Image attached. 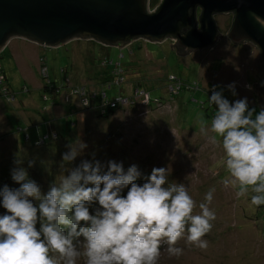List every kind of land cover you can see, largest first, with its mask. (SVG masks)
<instances>
[{"label": "rangeland", "instance_id": "1", "mask_svg": "<svg viewBox=\"0 0 264 264\" xmlns=\"http://www.w3.org/2000/svg\"><path fill=\"white\" fill-rule=\"evenodd\" d=\"M158 2L159 0H148V10L151 11ZM197 14L199 11H196ZM213 19L220 35L216 43L208 49L191 52L183 57L177 56L169 48L168 41L146 43L139 39L124 48H109V57L113 62L118 53H121V65L133 68L131 72L137 69L139 76H143L141 82L145 90L136 93L134 97H127V102L121 100L118 106L123 110H116L107 118L96 117L91 111L85 112L84 101L78 96L75 98L61 94L56 106L41 101L39 97L38 62L41 55L45 56L48 67L57 69L68 67L71 50L75 70L82 67L92 69L88 61L90 56H87L90 46L85 41H69L55 47L56 50H43L36 44L10 39L0 50V68L7 84L15 93L12 103H6L0 95V107L6 106L3 112L0 109V189L4 186L19 188L11 187V182L2 183L4 177L12 178L13 170L18 167L27 171L28 178L39 185L42 193L59 182L61 175H68L69 170L73 169L71 166L67 167L68 162L63 160V155L70 151L69 147L56 158L55 174H52L51 183L45 184L43 180L48 176L44 173L45 163H38L37 169L32 172L33 158L27 157L25 150H21L30 147L23 142H16L15 135V141L9 135L1 136L6 134L9 127L22 129L28 124L31 126L30 123L34 121L39 125L48 122L55 128L61 126L64 133L66 129L71 130L68 132L71 138L67 139L69 145L77 142L87 145L70 165H74L76 161L79 166L84 160H95L104 165V171H107L108 162L114 161L106 159L109 152L119 155L114 162L122 163L125 172L132 165L138 167L141 176L137 183L140 184L145 182L154 168L170 169L169 182L184 184L197 202L194 214L200 212L198 205L206 202L207 192L215 189L209 208L215 212L216 219L211 222V231L202 238L209 242L207 249L202 250L188 243L185 233L174 245L183 249V254L170 256L167 242L162 241L157 264H264V205H252L251 197L255 193L251 188L244 196L238 197V187L224 186L222 182L225 178H230V174L226 169L222 143L213 144L209 137L215 134H203L200 124L202 120L206 121L210 128L211 119L217 111V107L214 108L209 102L207 93L211 86L207 85H213L229 102L247 98L249 108L258 113L253 85L262 83L263 65L253 45L247 42L232 45L226 38L230 15H215ZM97 49L101 51L99 47ZM90 52L97 55L95 48ZM168 74L184 83H196L200 89L194 90L191 86L182 84L169 92L165 80ZM56 81L59 84L57 77ZM94 82L95 78L92 76L89 83L95 86ZM21 84L28 88L29 93L20 94ZM126 84L129 86V83ZM229 85H234L235 95ZM127 86L120 87L126 95L130 89ZM113 88H116L115 84L108 93L109 98L117 93ZM88 89V92H93V88ZM8 92L9 89H4L2 94L6 96ZM68 99L71 104H67ZM159 103L161 106L157 107ZM116 104L117 102H112L109 106ZM111 107L109 108L113 111ZM76 112L77 115H74ZM217 139L222 140L220 137ZM48 162L49 159L46 163ZM3 214H6V210L0 204V215ZM77 264H86V259L80 257Z\"/></svg>", "mask_w": 264, "mask_h": 264}, {"label": "clouds", "instance_id": "2", "mask_svg": "<svg viewBox=\"0 0 264 264\" xmlns=\"http://www.w3.org/2000/svg\"><path fill=\"white\" fill-rule=\"evenodd\" d=\"M228 87L235 95L234 85ZM209 102L217 111L210 128L200 122L201 132L214 133L210 141L222 143L230 174L222 183L238 187V197L251 188L252 205H264V109H250L247 98L230 103L219 91H213ZM69 147L63 160L71 163L87 145ZM104 167L84 160L61 175L47 194L23 167L14 169L12 179L20 187L0 189L6 210L0 215V264H77L80 257L86 264H157L162 241L170 256L183 254L174 245L185 233L188 243L207 249L209 242L202 238L216 219L209 208L214 188L194 214L197 202L184 184L169 182L170 169L154 168L140 184L136 165L126 172L114 161L107 171ZM94 203L99 207L91 214Z\"/></svg>", "mask_w": 264, "mask_h": 264}, {"label": "water", "instance_id": "3", "mask_svg": "<svg viewBox=\"0 0 264 264\" xmlns=\"http://www.w3.org/2000/svg\"><path fill=\"white\" fill-rule=\"evenodd\" d=\"M0 0V50L16 38L44 48L72 40H93L124 48L136 39L174 40L179 57L208 49L218 38L215 15H230L226 38L250 43L264 72V0ZM199 10L196 16V10ZM256 107L264 109V74L253 85Z\"/></svg>", "mask_w": 264, "mask_h": 264}, {"label": "trees", "instance_id": "4", "mask_svg": "<svg viewBox=\"0 0 264 264\" xmlns=\"http://www.w3.org/2000/svg\"><path fill=\"white\" fill-rule=\"evenodd\" d=\"M74 42H80L78 40H72ZM87 43L90 48L87 50V56H90L89 66L92 67V69H84L83 67L79 70H75L74 66L72 65V57H71V50L69 55V65L68 67H58L57 69H54L53 67L50 68L47 66V61L45 59L44 55H41V58H39V79L40 83L37 87V90H39L40 99L43 102H49V105L56 106L59 103V98L61 94H68L72 97L78 96L80 99L84 101L83 104V110L85 112L91 111V113H94L96 117L101 118H107L114 114V111L116 110H123L121 106H118L121 100H125L127 102V97L131 98L136 95V93L144 92L145 88L142 86L141 78L143 76H139L137 69L134 72H131L133 68H127L123 65H121L120 60L123 58V55L121 53H118L117 59L113 62L109 55L110 50L109 46L101 45L96 43L93 40H83ZM101 49H97V47ZM41 49H46L44 47H40ZM95 48L97 55L94 53L91 54V50ZM49 49H55L56 48H49ZM47 49V50H49ZM44 54V52L42 51ZM68 58V57H67ZM86 64H88L86 62ZM51 70V72H50ZM82 71V72H81ZM137 73V74H135ZM81 74V76H80ZM95 78L94 85L91 86L89 83V79L91 77ZM59 79V84H57L56 81ZM172 77V79H170ZM22 80V78H21ZM167 81L166 87L169 85L175 86L176 84L179 86L189 85L192 88L199 90L200 87L196 83L188 84L184 83L179 78L173 76L172 74H168V76L165 78ZM22 83L23 80H22ZM77 83V85H76ZM126 83H129L130 89L129 94L126 95L125 91H121L120 87L123 85L127 86ZM114 84L116 85V88H113V91L117 90V93L112 98L108 97L109 91H111V88L114 87ZM0 85L3 87H0V95H2L1 99H3L6 103H12V101L15 100V93H13L12 89L10 88V85L7 84V80L5 77V74L3 73L2 69L0 68ZM76 85V86H75ZM127 86V87H129ZM207 86H213V85H207ZM21 92L20 94L23 95L24 93H29L28 88L21 84ZM93 88L92 93L91 90L88 92V88ZM96 87V88H95ZM95 88V89H94ZM214 88V87H213ZM4 89H9V92L6 96L2 94V91ZM214 91H216L214 89ZM5 92V91H4ZM7 96H10L11 98H8ZM70 99H68L67 104H71L69 102ZM117 102L114 106H109L111 103ZM234 103V102H230ZM76 104V103H73ZM161 106V103L157 105V107ZM214 108H216L215 105ZM111 107L113 109L110 110ZM128 108H131L129 106ZM0 109H3L2 112L6 109V106H1ZM77 115V112L74 113V115ZM93 116V115H92ZM17 117V116H16ZM41 122H44L43 119H41ZM25 127L12 129L11 127L8 128L6 134H3L1 136H7L12 137V141L14 140L13 135H15L16 142H23L24 144H27L30 148H24L21 149L22 151L25 150L27 153V157L33 158V168L31 169L32 172H34L37 169V165L45 163V170L48 176H45L46 180H43V183H51V178L55 174L57 163L56 158L59 154H63L66 148H69L68 143V137L71 138L68 134L71 130H65L64 133L61 126H57L56 128L52 126V124H35L34 122L30 123ZM71 127V126H70ZM14 140V141H15ZM15 145V143H14ZM35 151L33 155H31V152ZM106 159H112L114 161H117L119 158V155L107 153ZM51 158V159H50ZM49 159V162L47 160ZM17 165V163H13ZM79 162H75L74 165H70L68 163L67 167L71 166V168L77 167ZM47 165V168H46ZM68 168L66 169L67 172ZM64 172L63 174H66ZM53 174V175H52ZM67 175V174H66ZM65 175V176H66ZM10 176V175H9ZM10 177H4L2 183L11 182V187H20L19 184H17L12 178ZM49 189L46 190L45 193L47 194ZM42 192V191H41ZM123 195L127 194V191H124L122 193ZM99 207L98 203H94L90 206L89 211L91 214H95V210ZM37 228H39V224H37Z\"/></svg>", "mask_w": 264, "mask_h": 264}, {"label": "built area", "instance_id": "5", "mask_svg": "<svg viewBox=\"0 0 264 264\" xmlns=\"http://www.w3.org/2000/svg\"><path fill=\"white\" fill-rule=\"evenodd\" d=\"M170 79H172V77H170ZM178 86H179V85H177V84H176L175 86H171V85H169V86L167 87V90H168L169 92H172V91L176 90V89L178 88ZM194 90H196V89H194ZM213 91H214V88H213V87H210L209 90H208V93H207V96H208L209 99H210L211 95L213 94Z\"/></svg>", "mask_w": 264, "mask_h": 264}, {"label": "flooded vegetation", "instance_id": "6", "mask_svg": "<svg viewBox=\"0 0 264 264\" xmlns=\"http://www.w3.org/2000/svg\"><path fill=\"white\" fill-rule=\"evenodd\" d=\"M196 11H199L198 9L196 10ZM196 16H198V14L196 15ZM231 21V20H230ZM218 31V30H217ZM227 32V31H226ZM220 35L218 34V37H219ZM218 39V38H217ZM136 40H139V39H136ZM140 40H142V39H140ZM142 41H144V40H142ZM165 42H167L168 41V43H169V48L170 49H172L173 51H175V48H174V46H173V43H174V40L172 39V38H166L165 40H164ZM163 41V42H164ZM133 42V41H132ZM144 42H146L147 43V41H144ZM131 43V42H130ZM175 54H176V52H175Z\"/></svg>", "mask_w": 264, "mask_h": 264}]
</instances>
